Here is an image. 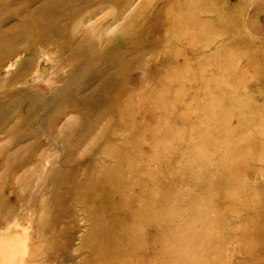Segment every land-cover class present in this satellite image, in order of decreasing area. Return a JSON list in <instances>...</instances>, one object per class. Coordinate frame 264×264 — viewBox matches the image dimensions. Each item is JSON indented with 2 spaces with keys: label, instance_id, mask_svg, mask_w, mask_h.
<instances>
[{
  "label": "rangeland",
  "instance_id": "rangeland-1",
  "mask_svg": "<svg viewBox=\"0 0 264 264\" xmlns=\"http://www.w3.org/2000/svg\"><path fill=\"white\" fill-rule=\"evenodd\" d=\"M14 231L35 264H264V0H0Z\"/></svg>",
  "mask_w": 264,
  "mask_h": 264
},
{
  "label": "bare ground",
  "instance_id": "bare-ground-1",
  "mask_svg": "<svg viewBox=\"0 0 264 264\" xmlns=\"http://www.w3.org/2000/svg\"><path fill=\"white\" fill-rule=\"evenodd\" d=\"M25 225L28 227V224ZM20 232L14 231L8 236L6 234V238H0V264H35L37 262L33 261L35 253L32 249H30L32 246L28 247V243H24L25 235ZM29 238L28 240H30L32 237L30 239ZM14 254H17L18 256H23L24 260L14 261Z\"/></svg>",
  "mask_w": 264,
  "mask_h": 264
}]
</instances>
